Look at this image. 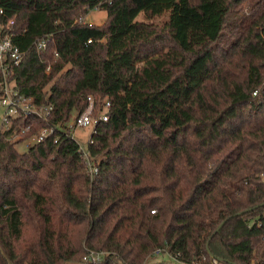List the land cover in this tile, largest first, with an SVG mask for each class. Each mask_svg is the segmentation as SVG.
<instances>
[{
	"label": "trees",
	"instance_id": "obj_1",
	"mask_svg": "<svg viewBox=\"0 0 264 264\" xmlns=\"http://www.w3.org/2000/svg\"><path fill=\"white\" fill-rule=\"evenodd\" d=\"M98 3L107 16L90 22ZM0 6V30L28 48L8 79L51 105L0 130V264H264V0ZM88 94L96 114L110 100L88 144L94 175L65 130L16 146Z\"/></svg>",
	"mask_w": 264,
	"mask_h": 264
},
{
	"label": "built area",
	"instance_id": "obj_2",
	"mask_svg": "<svg viewBox=\"0 0 264 264\" xmlns=\"http://www.w3.org/2000/svg\"><path fill=\"white\" fill-rule=\"evenodd\" d=\"M94 7H100V3L96 4ZM0 12H4L2 6H0ZM87 20L86 16H81L77 19V21H85ZM15 19L11 18L10 23H14ZM93 22V21H90ZM0 67L2 68V77L0 79V102L4 106L3 118L0 122V130L3 127H8L11 124V119L13 115H17L20 110L27 114L30 111H36V113L41 114L42 116H47L51 105H43L40 108H36L34 104L31 102V97H25L23 94L19 93V90L15 87V82L13 80L8 79L9 74L11 73V69L13 64L19 63L23 57L25 56L28 48L20 47L13 40V33L10 29L6 31L0 30ZM51 39V35L42 36L39 39H36L34 43L36 47L41 50V48H45L47 46L48 41ZM92 38L89 39L91 41ZM58 54V52H56ZM51 68V64L47 66V70ZM88 105L85 109L76 111V114L72 116L69 120L65 122L56 123L55 126H43L39 132L35 133L31 137L27 138L26 145L31 144L33 141H40L44 139L45 136L55 132V129H62L66 132L70 133L73 137H75L74 133L77 127H90L92 130L88 135V144L93 141L92 135L95 130V125L100 119H108L109 114L106 112L109 107L110 100H107L104 104V108L101 109L99 113H95V96L93 94H88ZM29 125L22 128L23 132H26ZM77 139V138H76ZM79 141V139H78ZM80 142V141H79ZM84 146L80 142L81 151H83V157L86 162V168L88 169L91 175H94L95 172L98 171V164L95 159H93L90 155L89 146ZM156 209H152L154 212ZM160 250L156 251L159 253ZM100 252L91 250L89 253L83 256L84 259H92L96 260L100 258ZM206 258L205 256H203ZM212 264H219L220 260L218 257L212 256Z\"/></svg>",
	"mask_w": 264,
	"mask_h": 264
},
{
	"label": "rangeland",
	"instance_id": "obj_3",
	"mask_svg": "<svg viewBox=\"0 0 264 264\" xmlns=\"http://www.w3.org/2000/svg\"><path fill=\"white\" fill-rule=\"evenodd\" d=\"M245 6V5H244ZM244 10V9H243ZM107 16V13H106V10L103 8V7H92L88 13V20L89 21H94V22H102L105 20ZM145 17V13L144 12H141L139 14V17L138 18H144ZM168 17V12H164L162 14H157L155 17H153L152 19V22L156 23H162V21L164 19H166ZM3 112H4V106L3 104L0 102V122L3 118ZM91 128L90 127H77L76 130H75V137L77 139H79V141L84 145V146H87L88 144V135L89 133L91 132ZM21 151H25L28 149V147L26 146V144L24 142H19L17 143L16 145ZM162 254L161 252L157 253L156 254V258H160L162 257ZM163 255H167V254H163ZM70 264H73V262ZM75 264V262H74ZM219 264H229V263H226V262H223V261H220Z\"/></svg>",
	"mask_w": 264,
	"mask_h": 264
}]
</instances>
